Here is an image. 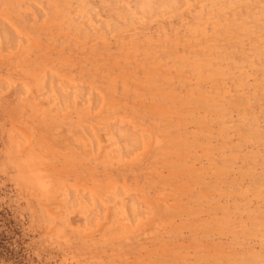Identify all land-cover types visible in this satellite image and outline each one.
<instances>
[{"label":"rangeland","instance_id":"374dc122","mask_svg":"<svg viewBox=\"0 0 264 264\" xmlns=\"http://www.w3.org/2000/svg\"><path fill=\"white\" fill-rule=\"evenodd\" d=\"M0 264H264V0H0Z\"/></svg>","mask_w":264,"mask_h":264}]
</instances>
